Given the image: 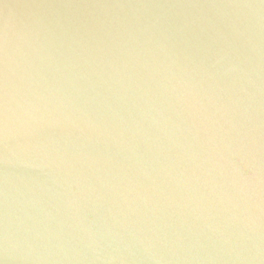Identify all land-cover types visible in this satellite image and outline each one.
<instances>
[{
  "label": "water",
  "instance_id": "95a60500",
  "mask_svg": "<svg viewBox=\"0 0 264 264\" xmlns=\"http://www.w3.org/2000/svg\"><path fill=\"white\" fill-rule=\"evenodd\" d=\"M0 264H264V0H0Z\"/></svg>",
  "mask_w": 264,
  "mask_h": 264
}]
</instances>
